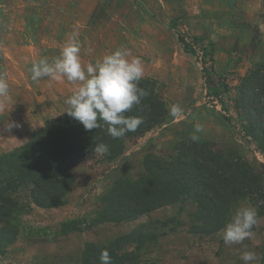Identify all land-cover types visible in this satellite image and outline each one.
Here are the masks:
<instances>
[{"label": "rangeland", "instance_id": "rangeland-1", "mask_svg": "<svg viewBox=\"0 0 264 264\" xmlns=\"http://www.w3.org/2000/svg\"><path fill=\"white\" fill-rule=\"evenodd\" d=\"M158 4L165 5L163 13H155ZM99 8L102 11H97L98 22L91 24V14ZM73 33L79 41L84 66L116 49L127 50L129 60L135 57L152 62L149 66L142 63L143 77L158 81L169 109L172 104H179L182 114L179 118L170 115L167 123L154 128L145 139L128 140L126 153L115 162H107L103 154L78 162L69 194L70 207L53 215H77V208H82L85 213L78 219L91 218V212L101 205V195L115 179L139 177L146 154L173 157L179 140L193 134L208 140L216 152L235 150L261 176L264 185V156L253 141L244 139L236 106L243 78L264 59V0H0V69L7 73L9 91L17 93L18 123L27 119L26 107L30 106L31 116L37 110L41 115L47 111L39 98L47 96L50 87L46 84L48 78L33 83L31 66L13 67L12 59L18 58L14 61L18 62L20 57L23 63L27 58L32 62L43 57L51 60ZM150 41L162 42V46L147 49ZM17 45L27 52L13 54L17 53ZM21 108L24 109L20 111ZM4 116L2 111L0 155L5 153L7 144L20 145L22 140L20 134L17 140L5 127L10 118H16L15 112L9 110V119ZM197 124L202 126V132L195 133ZM22 126L19 124L16 133L22 134ZM33 132L28 131V139ZM28 196L24 190L19 197L27 203ZM192 205L165 208L145 222L177 216L184 223L180 232L174 233L178 235L169 238V234L142 248V260L153 264H244L240 255L248 250L258 255L253 264H261L258 250L264 245L263 218L253 227L254 236L243 242L247 249L241 245L226 246L222 231L210 237L189 233L191 210L196 209ZM240 206L251 205L244 202ZM55 216L41 213L24 221L40 226L49 221L54 227V221L59 222ZM29 224L11 247L12 255L5 264H81L82 251L90 240L103 244L132 226L110 225L61 235L57 227L35 230L40 228H30Z\"/></svg>", "mask_w": 264, "mask_h": 264}, {"label": "trees", "instance_id": "trees-1", "mask_svg": "<svg viewBox=\"0 0 264 264\" xmlns=\"http://www.w3.org/2000/svg\"><path fill=\"white\" fill-rule=\"evenodd\" d=\"M139 86L149 95L125 115L142 117L143 123L123 138L113 139L106 126L86 131L66 114L46 122L25 144L0 155V257L22 237L26 227L22 217L30 214L33 206L51 210L68 204L74 168L96 154V145H107L103 155L112 163L124 156L128 140L167 123L170 109L161 84L143 77ZM237 98L243 137L253 141L264 156V59L243 78ZM190 137L179 140L173 157L146 154L139 177L115 179L101 195V206L91 218L64 222L58 233L137 221L164 207L187 203L196 207L190 215L189 233L193 235L219 234L244 202L256 209L258 219H264V185L252 166L233 149L216 152L208 140L193 142ZM24 190L29 194L27 203L19 197ZM182 225L177 216L152 220L103 244L86 243L81 264H101L100 253L105 249L112 264H153L142 260L141 249L176 233ZM258 251L264 264V245Z\"/></svg>", "mask_w": 264, "mask_h": 264}, {"label": "clouds", "instance_id": "clouds-1", "mask_svg": "<svg viewBox=\"0 0 264 264\" xmlns=\"http://www.w3.org/2000/svg\"><path fill=\"white\" fill-rule=\"evenodd\" d=\"M80 44L76 35L69 34L67 43L58 56L49 60L43 57L34 61L29 68L33 83L42 78L50 81H67L74 85V91L64 101L67 105L64 113L83 125L86 131L106 126L107 133L113 138H123L128 132H135L143 123V118L126 116V112L139 106L149 93L139 86L144 76L142 61L139 58L128 59L130 53L124 49H116L95 63L84 66L80 57ZM9 95L7 73L0 69V97ZM182 108L179 104L170 106V115L179 118ZM203 128L197 124L195 133ZM193 142L200 137L191 135ZM108 151L107 145L98 144L94 148L96 154ZM264 204V201H261ZM258 222V214L251 206L238 207L229 223L222 229V239L226 246L244 245L246 239L254 236L253 227ZM101 264H112V257L105 249L100 253ZM240 259L244 264H253L258 259L254 251L244 250Z\"/></svg>", "mask_w": 264, "mask_h": 264}, {"label": "crops", "instance_id": "crops-1", "mask_svg": "<svg viewBox=\"0 0 264 264\" xmlns=\"http://www.w3.org/2000/svg\"><path fill=\"white\" fill-rule=\"evenodd\" d=\"M163 4H161V5L158 4V7L156 9L157 11L155 10V13H163L164 12L163 6H165V5H163ZM104 5L105 4H103V6ZM158 10L160 12H158ZM97 11L99 13L102 10L100 9V10H95L94 12H92L91 17H90L91 18V22H90L91 24H96V22H98V18H97L98 17V13H97ZM116 15H118V14H116ZM128 16H130V15H128ZM132 23H134V21H132ZM146 45L147 46H145V47L147 49H149L150 46H152L151 48L156 49V46H159V47L162 46V42L159 43V44H154V43H151V41H150V42H147ZM27 47H30V46H27ZM14 48L17 49V53H13V54H21L22 55V52L23 51L24 52H27L25 48H20V47H18V45L15 46ZM13 54L9 53V55L14 56ZM30 54L31 53H29L27 56H30ZM14 57H16V56H14ZM17 59L18 58H13L12 59L13 61H11V66L16 67V68H22V67H25L26 68L28 66H31L32 63H33L30 60V58L29 59L27 58V61L25 59L24 60L25 63H23V59H21L20 57H19L18 62H14ZM142 63H143V65L152 64V62H150V61H148L146 63L144 61ZM46 84L49 85V87H50L49 91H47V94L48 95L47 96H41V98H39V99L41 100L40 103L43 105V107L47 108V111L46 112H42V115H41L40 110H37V114H33V116H31L30 115V112H31L30 111V109H31L30 106L28 108L26 107L25 108V114L27 115V119L24 120L21 123H18V119H17L18 118L17 116H18V113H19V106H18L19 103H18V101L16 102V100H17V95L16 94L17 93L16 92H13L14 91L13 90V91H9V95L6 98L5 97H0V115H1V112L3 111L6 114V116H4V117H7L8 116V119H9V110L10 109L13 110V112H15V115H16V118H10L9 120L7 119L8 120V123L5 126L6 129H7V131H10L9 133H12L11 136H15V139H17L18 138V135L20 134L21 137H19V138L22 139L20 145L7 144L6 148L4 149L5 153L12 151L13 149H15V148L21 146L22 144H24V142H27L29 140L28 138L30 136V133H28V131H36V130H39V129H41L44 126L45 121L50 120V119H53V118H56V117H59V116H62V115L65 114L64 111L66 110L67 105H65L64 101L72 94V92H73L74 89H72L71 87L74 88L75 86L74 85H71L67 81H50L49 80V82L46 83ZM15 85L13 86V89L15 88ZM44 93H46V92H44ZM57 104H59L61 106L58 105V108L53 107L54 105H57ZM6 105H8L10 109L9 108H5L4 109V107ZM50 108H52V109L50 110ZM23 109L24 108H21L20 111L23 110ZM43 111H45V110H43ZM4 121H5V118H4ZM19 124H22L23 125L22 127L24 128L22 134H21V132L16 133V130L19 129ZM34 124H36L39 129H35L36 126H34ZM0 125H1V121H0ZM150 132H148V133H150ZM147 134H145L143 136H139L137 138H144L145 139L146 136H147ZM137 138H134V139H137ZM0 151H1V147H0ZM100 206H99V208H100ZM69 207H70V203L69 202H68L67 205H65L63 207L56 208V209H51V210H42V209H40L38 207L33 206L32 212L30 214L24 215L22 217V222H23V224H25V225L27 224V226H28L29 223H27L26 221H24L26 218H30L31 219L34 216H37L38 214H41V213H47V215L50 214L52 216H55V215H53L54 212L55 213H59L62 209H66V208H69ZM169 207H171V206H168V207H164L162 209H159V210L153 212L152 214H150L148 216H145V217H143V218H141V219H139L137 221L125 222V223L118 224V225H116V224H106V225L99 226L98 228H103L104 226H110V225L111 226H118L119 227V226L131 224L132 226H131V229L129 230L131 232L132 231V228H135L138 224L147 222V220H150L151 218H154V216L158 212H160L161 210H163L165 208H169ZM82 210H83L82 208H77V215L76 214H73L72 216H69V215H60L59 216L57 214L58 216H55V217H58L59 218L58 219L59 222L54 221V223L57 224L54 227H53L52 223H50L49 221H46V222L41 223V226L38 225V224L35 225L33 223H30L29 224L30 225L29 227H34V228H50V226H51V228L53 230H56V227H57V230H58V229H60V226H61L62 223L67 222V221H71V220H77L80 215H82V214L85 213ZM96 211H93L91 213L94 214ZM194 211H195V209L193 207L192 210H191V214L194 213ZM182 217H184V214H181V218ZM181 220H183V219H181ZM182 223H184V222H182ZM42 225H43V227H42ZM129 231L124 232L122 234H127V233H129ZM179 232H180V229H179ZM175 235H178V234H172V235L167 236V237L172 238ZM109 239H111V238H109ZM161 239L159 241H161ZM90 242L91 243H95V244H99V243H96V241H93V240H90ZM10 249H9L8 253L5 256L0 257V264H5L6 263V260L5 259H7L9 256L12 255L11 252H10Z\"/></svg>", "mask_w": 264, "mask_h": 264}]
</instances>
